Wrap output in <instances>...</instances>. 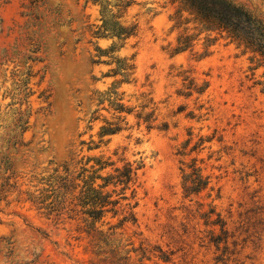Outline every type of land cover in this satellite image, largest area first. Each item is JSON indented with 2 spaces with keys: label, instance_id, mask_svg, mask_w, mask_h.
Masks as SVG:
<instances>
[{
  "label": "rangeland",
  "instance_id": "374dc122",
  "mask_svg": "<svg viewBox=\"0 0 264 264\" xmlns=\"http://www.w3.org/2000/svg\"><path fill=\"white\" fill-rule=\"evenodd\" d=\"M86 2L0 0V264H92L88 239H78L76 224L65 215L48 219L30 200L42 188L51 190L45 186L49 177L75 153L77 160L110 158L116 167L122 158L142 163L138 222L126 227L123 241L153 254L143 264H264V94L257 85L264 83V68L253 71L249 56L226 40L202 60V42L171 57L177 37L171 31L173 7L137 0L140 5H132L124 20L139 23V33L116 54L134 57L136 81L119 92L136 112L140 95L153 99L155 128L138 127L133 114L129 129L88 151L80 143H97L102 126L98 121L88 130L98 109L94 94L121 77H104L116 66L106 56L98 58L96 49L107 50L113 41L94 36L102 24L99 7ZM184 71L198 86L209 84L204 95L178 94L185 91L178 76ZM164 122L168 131L158 130ZM200 138L212 140L191 153ZM187 141V155H178ZM192 159L210 185L185 199L181 169ZM209 203L227 223L226 250L209 243V231L219 233L200 216ZM157 249L170 256L169 263L154 257ZM140 259L132 254V264Z\"/></svg>",
  "mask_w": 264,
  "mask_h": 264
},
{
  "label": "trees",
  "instance_id": "16d2710c",
  "mask_svg": "<svg viewBox=\"0 0 264 264\" xmlns=\"http://www.w3.org/2000/svg\"><path fill=\"white\" fill-rule=\"evenodd\" d=\"M136 1L87 0L86 2L87 5L99 7L102 24L97 27L94 36L113 41L107 50L99 47L96 49L98 58L106 56L111 60L108 65L116 66L110 70V75L104 77H121L106 92L97 91L94 94L93 100L98 109L89 119L88 130L92 131L93 124L98 121L102 122V126L97 133L99 138L97 143L94 141L80 143L81 146H87L88 151L107 145L108 141L105 142L107 137L129 129L127 117L133 114L138 121V127L144 124L149 131L155 128L153 124L157 119L153 99L145 94L140 95L138 106L140 111L136 112L137 107L127 106L124 103L125 93L119 92L123 84L136 81L134 57L121 58L116 55L129 39L137 37L139 33V23H128L124 20L132 5H140L136 4ZM162 1L171 5L174 10L170 17L171 31L177 32V37L174 47L168 51L171 57L193 51L195 46L202 42L203 51L198 55L202 60L211 55L210 50L218 41L226 40L234 44L243 55L249 56L250 63L254 66L253 71L264 68V0ZM152 12L153 10L149 9L141 17L144 18ZM149 23L150 20L146 18L145 24ZM187 73L184 71L178 75L184 78L185 90L178 94L186 97L192 96L193 93L198 96L204 95L209 84L198 86L194 79L187 76ZM257 85L262 86L261 92L264 94V83ZM147 110L151 111L147 112ZM101 111H106L111 118L103 117ZM181 112L182 109H179L178 113ZM188 116L193 118L192 114ZM169 127V123L164 122L157 129L168 131ZM211 140V138L208 140L200 138L199 143L192 147L191 153L195 152L204 141ZM188 145L189 141L177 154L186 156L185 149ZM77 157L75 153L71 162L61 166L62 171L55 169L45 185L51 190L42 188L37 197H30L31 202L36 204L37 209L48 219L57 217L60 220L65 215L66 219L76 224V231L84 236L78 239H88L86 251L92 255V264H132V254L140 256V264H143L144 259L151 261L153 254L151 255L147 249L142 246L134 248V243L125 244L123 241L126 227L136 226L138 222L135 209L138 206L136 202L138 172L143 168L142 163H131L122 158L120 162L123 165L116 167L110 158L106 159L104 156L83 157L81 160H77ZM183 166L182 189L185 199L198 196L209 188L210 178L203 175L198 160L192 159L190 164L183 163ZM108 169H112V172L106 173ZM202 206L208 207L206 212L200 214L205 226L219 228V233H216L215 229L209 231V243L214 245L216 250H220L221 245L224 246V250L228 249L230 236L227 223L216 212L213 203ZM109 219L116 222L112 223ZM42 235L48 237L46 233ZM136 236L140 234L134 232L133 237ZM155 252H159V255L154 257L165 263L170 262V256L161 249Z\"/></svg>",
  "mask_w": 264,
  "mask_h": 264
}]
</instances>
